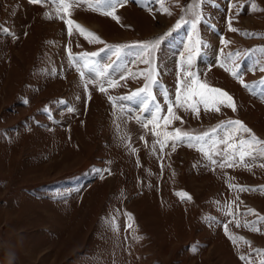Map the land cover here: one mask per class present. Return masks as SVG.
Wrapping results in <instances>:
<instances>
[{
  "label": "rangeland",
  "instance_id": "1",
  "mask_svg": "<svg viewBox=\"0 0 264 264\" xmlns=\"http://www.w3.org/2000/svg\"><path fill=\"white\" fill-rule=\"evenodd\" d=\"M189 2L166 0L169 15L157 0H127L116 8L117 21L83 3L57 15L58 5L50 0H0V28L9 30L0 31V245L23 235L17 264H258L262 258L256 250L264 249V221L258 219L264 217V191L259 190L264 160H248L246 167L237 157L236 166L221 168L224 145H218L221 154L213 155L218 161L213 165L199 145L177 141L173 150L168 138L161 151L156 141L176 128L193 135L216 128L204 145L207 151L224 135L223 128L231 129L230 120L241 121L264 141V100L232 75L238 72L249 84L264 78L259 51L264 0H254L256 11L249 0H204V20L196 29L183 11ZM230 18L238 31H229ZM68 19L102 42L82 35ZM157 37L162 39L148 57L141 46ZM191 50L196 55L190 70L200 83L231 95L236 111L223 105L206 110L198 103L201 92L208 109L221 98L183 75ZM84 53H97L91 57L97 69L111 65L109 79H126L99 91L97 83H89L91 73L80 75L77 60ZM224 53L237 55L225 63ZM150 68L159 83L150 89L155 102L149 110L141 113L128 100H115L114 107L108 97L144 87ZM142 71L145 75H139ZM178 79L181 108L175 107ZM189 89L194 92L185 100ZM164 90L181 117L166 128ZM156 104L160 128H145ZM120 105L128 111L121 114ZM229 185L257 190L241 192ZM113 219L116 232L107 223ZM246 222L260 231L244 227Z\"/></svg>",
  "mask_w": 264,
  "mask_h": 264
},
{
  "label": "snow or ice",
  "instance_id": "2",
  "mask_svg": "<svg viewBox=\"0 0 264 264\" xmlns=\"http://www.w3.org/2000/svg\"><path fill=\"white\" fill-rule=\"evenodd\" d=\"M30 3H41L43 0H29ZM51 3L58 5L57 8V15H59L60 10H64L65 14L67 15V10L72 6V3H75L77 5L83 3L88 6L90 10L99 11L102 15L110 16L114 20H119V18L116 16V8L118 5L123 6L127 3V0H50ZM157 2L160 4V10L165 14H171L169 9L165 7L166 0H157ZM178 3V0H177ZM204 0H190V2L184 6L183 11H185L186 15L190 16V19L192 21V28L196 29L197 24L203 22L204 17L200 11V8L203 6ZM250 7L253 11L259 10L258 6L255 4L254 0H249ZM144 6H147L145 4ZM238 14V13H237ZM46 18H52L47 12L45 13ZM66 23L69 25H74L75 28L82 34L89 37H92L93 40L97 42L100 41V38L96 36L94 33L88 31L87 29L83 28L78 23H75L74 21L68 19L66 20ZM229 31H238L236 28L232 27V21L231 18L229 19ZM0 31L2 32H8L9 30L7 28H0ZM69 34H71V28L69 29ZM246 36H256L257 33L254 32H245L243 33ZM162 37H157L153 41L143 44L141 46L142 52L146 54L148 57L152 56L153 50L159 45L160 40ZM222 44L227 45L229 42L227 40L221 41ZM200 44V41L197 40V45ZM117 50H119V46H115ZM261 54H264V48L259 49ZM118 54V53H117ZM97 53H84L81 60H77V63L81 64L80 69V75L81 77H84L86 73H91L89 76V83L95 82L99 85L98 90L101 92H107L110 88H115L120 86L119 80H125L126 77L124 75H121L119 77V80L117 79H109L107 68L111 67V65H107L104 68L97 69L95 62L91 59V57L96 56ZM196 55L195 50H191L189 55L187 56V59L185 61V65L183 68V75L187 78H189L193 84H196L199 86V88L204 89L205 92L217 94L219 99L218 103L214 104L213 109H208V99L205 97L204 92L200 93V100L198 103H203L205 105L206 110H220V105L226 106L231 108L233 111H236V104L231 95H229L227 92L219 89V88H211L207 84H202L199 82L196 73L192 72L190 69L192 67V61L193 57ZM233 55H237L234 53H224V61L225 63L232 61ZM145 63H150V60H145ZM221 67H224V63L220 65ZM231 71L230 69H226ZM251 70V69H250ZM260 71L264 72V67L260 68ZM139 75H145V73L142 71L139 73ZM232 75L236 77L241 85L248 89L251 94L259 96L262 100H264V78H261L258 81H255L251 84L245 83L242 79L241 75L238 72H232ZM158 73L154 68H150L147 71L146 74V80L149 81V83H146L144 87L135 90L131 92L128 95L113 98L112 96H109V101L113 102V106L116 107L115 100H128L132 101L135 104L139 105V111L141 113L148 111L151 105L155 102V95L150 90L152 87H154L156 84L159 83L157 79ZM107 84V87L104 85ZM186 87H189L186 85ZM194 90L189 89V91L184 93V99L186 100L187 97L191 94H193ZM165 97V103L168 104L167 107V115L163 116V122L164 127L171 125L173 120H181V117L179 115H176L173 110V103L169 102L167 99L168 93L166 90L162 93ZM175 107L181 108L184 107V104L181 100V87H180V80L177 81V88H176V99H175ZM191 110L193 112H198V109L195 105H190ZM187 110V109H185ZM69 112L74 111V109L69 108ZM125 111H128V109H125L123 105H120V113L123 114ZM161 109L158 104L153 108L151 119L148 120L147 123H144V127L148 128L150 124H155L156 128H160V120L161 117L158 115L160 113ZM135 119L137 121L141 120V116H136ZM228 125L231 126V129L229 128H223L224 135L222 137H219L215 140L211 141V144L208 145L209 150H205L204 145L207 143L208 139L217 132L216 128L212 129V132H204L201 135H193L186 131H182L179 128H176L171 133H165V140L158 139L156 142L160 144V149L163 151V148L167 144V139L170 138L172 140V147L173 150H175L176 142H186L189 147H196L199 145L198 150L204 153V156L211 162V164L216 165L218 161L216 159H213V155L217 154L220 155L221 152L218 150V145H224L225 147L222 150V160L219 162V167H234L236 166V158L238 157L239 164H243L246 167H250V165L247 163L248 160L256 161V160H264V141H261L259 138H257L254 134L251 133V130L248 129L241 121L239 120H230L227 122ZM119 127V125H117ZM246 133L248 134L247 137H242L240 134ZM152 134L156 137H159L161 135L160 132H157L153 130ZM143 139V137H141ZM133 151H135L133 149ZM260 167H264V163H261L259 165ZM229 187H236L239 191H256L255 188H248L245 186H233L229 185ZM260 191H264V187H261L259 189ZM182 198L191 199V197L187 196L186 193H179ZM227 214L232 215L231 209L229 206H225ZM253 210L248 209V213L252 214ZM260 221H264V217H258ZM109 227L114 231H118V225L116 224L115 220L107 221ZM237 226L239 227V221H237ZM128 228L131 227V225L127 226ZM225 227V232L227 233V225ZM244 227L249 228L253 231H260V229L256 228L254 223H248L246 222L244 224ZM230 239H233V237H229ZM135 239L139 240L142 239V237H135ZM235 242V241H234ZM247 243V242H246ZM195 251V248L193 249ZM261 253V259L258 261V264H264V249L256 250ZM242 260L245 259V257H240Z\"/></svg>",
  "mask_w": 264,
  "mask_h": 264
},
{
  "label": "clouds",
  "instance_id": "3",
  "mask_svg": "<svg viewBox=\"0 0 264 264\" xmlns=\"http://www.w3.org/2000/svg\"><path fill=\"white\" fill-rule=\"evenodd\" d=\"M25 238L23 235L17 234L15 241L5 242L0 247L4 251V264H17L20 252L24 248Z\"/></svg>",
  "mask_w": 264,
  "mask_h": 264
}]
</instances>
